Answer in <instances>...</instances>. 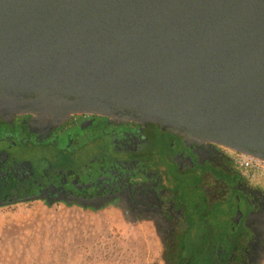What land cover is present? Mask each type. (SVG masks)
I'll return each mask as SVG.
<instances>
[{"label":"water","instance_id":"1","mask_svg":"<svg viewBox=\"0 0 264 264\" xmlns=\"http://www.w3.org/2000/svg\"><path fill=\"white\" fill-rule=\"evenodd\" d=\"M79 113L264 160V0H0V121Z\"/></svg>","mask_w":264,"mask_h":264},{"label":"flooded vegetation","instance_id":"2","mask_svg":"<svg viewBox=\"0 0 264 264\" xmlns=\"http://www.w3.org/2000/svg\"><path fill=\"white\" fill-rule=\"evenodd\" d=\"M49 157L14 158L19 146ZM89 144L97 150L80 153ZM41 200L118 208L147 221L161 264H257L264 256V189L248 184L219 145L131 120L73 114L48 129L31 115L0 121V206Z\"/></svg>","mask_w":264,"mask_h":264},{"label":"rangeland","instance_id":"3","mask_svg":"<svg viewBox=\"0 0 264 264\" xmlns=\"http://www.w3.org/2000/svg\"><path fill=\"white\" fill-rule=\"evenodd\" d=\"M97 148L89 144L78 155ZM53 153L29 144L12 154ZM162 249L150 222L126 221L112 205L91 209L33 200L0 206V264H155Z\"/></svg>","mask_w":264,"mask_h":264},{"label":"built area","instance_id":"4","mask_svg":"<svg viewBox=\"0 0 264 264\" xmlns=\"http://www.w3.org/2000/svg\"><path fill=\"white\" fill-rule=\"evenodd\" d=\"M239 175L251 186L264 189V160L253 155L222 147Z\"/></svg>","mask_w":264,"mask_h":264},{"label":"crops","instance_id":"5","mask_svg":"<svg viewBox=\"0 0 264 264\" xmlns=\"http://www.w3.org/2000/svg\"><path fill=\"white\" fill-rule=\"evenodd\" d=\"M134 223H135V222H134ZM158 242H159V244L161 245L159 239H158ZM162 252H163V249H162ZM160 254H161V255H160V260H159V262H157V263H155V264H161V263L163 262V260H162V253H160ZM158 256H159V254H158Z\"/></svg>","mask_w":264,"mask_h":264}]
</instances>
